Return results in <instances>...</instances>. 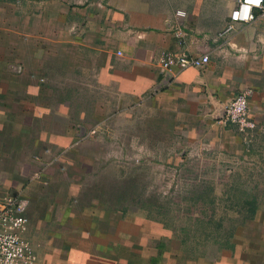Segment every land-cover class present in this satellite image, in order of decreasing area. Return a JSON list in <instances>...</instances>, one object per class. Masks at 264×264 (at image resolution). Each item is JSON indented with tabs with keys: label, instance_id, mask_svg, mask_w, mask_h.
Masks as SVG:
<instances>
[{
	"label": "crops",
	"instance_id": "crops-1",
	"mask_svg": "<svg viewBox=\"0 0 264 264\" xmlns=\"http://www.w3.org/2000/svg\"><path fill=\"white\" fill-rule=\"evenodd\" d=\"M43 1L39 40L0 60V188L29 197L35 264H264V189L241 187L264 176V16L222 33L235 0ZM245 87L242 131L217 111ZM159 164L187 178L171 201Z\"/></svg>",
	"mask_w": 264,
	"mask_h": 264
},
{
	"label": "built area",
	"instance_id": "built-area-1",
	"mask_svg": "<svg viewBox=\"0 0 264 264\" xmlns=\"http://www.w3.org/2000/svg\"><path fill=\"white\" fill-rule=\"evenodd\" d=\"M256 10L259 13H256ZM175 15L182 18L185 16V10L177 9ZM259 15L264 16V0H235L229 13V20L221 32H230L238 24L250 23ZM209 59V53L206 51L192 54L185 50H164L158 56V61L167 68L203 66ZM251 94L252 88L241 89L227 103L219 106L217 116L223 122H234L242 131L253 127L255 122L248 116V100ZM32 179L47 184L41 172H35ZM27 204L28 198L25 195L0 188V264H35L36 262L34 245L26 236Z\"/></svg>",
	"mask_w": 264,
	"mask_h": 264
},
{
	"label": "rangeland",
	"instance_id": "rangeland-1",
	"mask_svg": "<svg viewBox=\"0 0 264 264\" xmlns=\"http://www.w3.org/2000/svg\"><path fill=\"white\" fill-rule=\"evenodd\" d=\"M45 3L46 2L43 0H0V60H7L8 62H11L10 60L12 58V55H15L14 53H16L17 51L16 48H18V46H16L13 49L12 45L15 42L20 41L26 43V46H23L22 44V46L19 47V50L20 51L22 50L21 53L25 55L30 52L28 48V41L34 40L36 42L39 39L35 35L29 37L30 34L29 32H25V29L35 28L34 25H36V27L40 25L41 27L44 25V23H46L43 16L44 12L41 11L50 8V2H48L47 5ZM27 58L28 57H26V59ZM10 65L11 66L8 67H10V69H13L14 68L13 63ZM130 166L127 168H131ZM251 166L252 164L249 163L248 170H250ZM153 167L155 168L156 164L150 163L148 170H150V172L152 171L154 172L155 169ZM158 168L159 169L161 168V170H164L165 168V170H167L166 166H164V168L162 169L160 164ZM165 170L163 171V175L150 176V184L152 185L158 184V190L160 192H163L160 194L164 195L165 201L167 202V201H171L173 197L177 196V193H168V189L173 184H176V187L177 185L181 186L185 184L187 182L186 181L187 178L178 176V179L177 178L174 179L172 177V174H170L168 171L165 172ZM133 183L134 185L137 184L138 186V182L136 183L135 179ZM45 187L46 184L37 183L34 191L35 193H37L39 192V190L41 191ZM241 187L243 190H245L246 194L249 197L250 191L251 189H253L252 187H256L257 189H261L262 187L264 189V176H254V177L246 178V181H244V183H241ZM129 190L130 192L133 191V189H129ZM133 195L138 196L139 194L135 192ZM256 195L260 199L264 200V193H258ZM166 196H173V197H166ZM36 200L39 210L44 209L43 214L49 210L44 208V204L47 202L48 198H45V196H43V198H39ZM36 200L34 201L33 199L32 203L35 204V211L39 213V210H37ZM149 200L152 201L153 199H149ZM191 200L192 198H189L187 201H191ZM33 204H32V211L34 213Z\"/></svg>",
	"mask_w": 264,
	"mask_h": 264
},
{
	"label": "trees",
	"instance_id": "trees-1",
	"mask_svg": "<svg viewBox=\"0 0 264 264\" xmlns=\"http://www.w3.org/2000/svg\"><path fill=\"white\" fill-rule=\"evenodd\" d=\"M239 212H241V210H239ZM250 212H251V210H249V209H245V211H244V216H248L249 214H250ZM242 213V212H241Z\"/></svg>",
	"mask_w": 264,
	"mask_h": 264
}]
</instances>
